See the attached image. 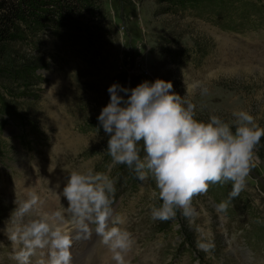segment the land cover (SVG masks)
<instances>
[{
  "label": "rangeland",
  "instance_id": "rangeland-1",
  "mask_svg": "<svg viewBox=\"0 0 264 264\" xmlns=\"http://www.w3.org/2000/svg\"><path fill=\"white\" fill-rule=\"evenodd\" d=\"M202 3L192 11L169 12L162 0H93L95 15L51 33L33 34L27 27L1 57L0 165L36 174L48 196L42 201L56 197L50 201L59 203V211L67 207L59 194L71 171L108 174L115 180L114 213L124 220L118 226L135 241L125 264H264V138L237 197L229 199L231 182L214 184L193 198L188 217L178 210L175 220L162 222L150 217L151 207L162 203L151 196L154 180L142 182L126 165L112 164L108 136L97 119L112 84L131 89L162 79L186 95L198 120L216 115L232 124V113L244 110L264 127V0ZM17 134L35 147L32 161ZM47 148L50 158L43 153ZM2 185L0 264H18L4 229L17 222L23 197L14 184L10 195ZM35 213L23 221L42 216ZM101 246L92 236L80 241L74 264H107Z\"/></svg>",
  "mask_w": 264,
  "mask_h": 264
},
{
  "label": "clouds",
  "instance_id": "clouds-1",
  "mask_svg": "<svg viewBox=\"0 0 264 264\" xmlns=\"http://www.w3.org/2000/svg\"><path fill=\"white\" fill-rule=\"evenodd\" d=\"M172 89L173 84L162 79L131 89L114 83L107 89L110 101L97 118L108 136L112 164L126 165L142 182L154 180L151 196L162 203L151 207L150 217L162 222L175 220L178 210L188 217L193 198L206 194L211 185L231 182L229 199L237 197L255 167L254 149L264 138V127L247 111H234L232 124L216 115L204 122L196 118L186 95ZM115 192V180L105 172L71 171L59 194L67 201L64 212L45 213L25 223L23 217L37 205L38 197L32 195L15 209L17 222L4 229L15 246L13 259L30 264L38 250L48 249L49 264H71L73 241L91 238L94 226L115 264H125L124 255L135 241L118 226L124 220L114 213ZM66 218L74 225L73 233L64 230Z\"/></svg>",
  "mask_w": 264,
  "mask_h": 264
},
{
  "label": "trees",
  "instance_id": "trees-1",
  "mask_svg": "<svg viewBox=\"0 0 264 264\" xmlns=\"http://www.w3.org/2000/svg\"><path fill=\"white\" fill-rule=\"evenodd\" d=\"M89 3L90 0H0V64L4 62L1 57L5 47L20 38L27 27L37 32L53 17L78 18Z\"/></svg>",
  "mask_w": 264,
  "mask_h": 264
},
{
  "label": "bare ground",
  "instance_id": "bare-ground-1",
  "mask_svg": "<svg viewBox=\"0 0 264 264\" xmlns=\"http://www.w3.org/2000/svg\"><path fill=\"white\" fill-rule=\"evenodd\" d=\"M36 214V213H35ZM40 215V214H39Z\"/></svg>",
  "mask_w": 264,
  "mask_h": 264
}]
</instances>
